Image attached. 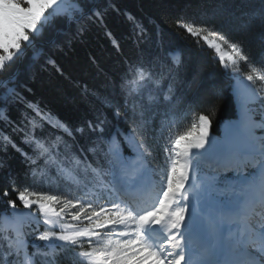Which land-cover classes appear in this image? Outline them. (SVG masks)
Instances as JSON below:
<instances>
[{"label":"snow or ice","instance_id":"obj_1","mask_svg":"<svg viewBox=\"0 0 264 264\" xmlns=\"http://www.w3.org/2000/svg\"><path fill=\"white\" fill-rule=\"evenodd\" d=\"M120 15L132 29L127 54L109 28V19ZM257 18L264 24V0L250 22ZM177 27L206 41L223 72L206 78L190 72L183 49L118 0H0V153H19L30 181L54 170L82 189L75 200L62 198L9 175L0 188V202L11 209L0 213V264H60L65 252L85 243L77 253L84 264H264V135L256 133L264 122L254 118L257 110L264 113V88H257L264 84V61L257 65L211 20L180 19ZM101 30L121 53L122 68L101 72L94 85L77 84L81 115L69 124L36 98L33 84L41 72L62 76L58 57ZM226 90L240 119L225 123L217 138L210 118L217 105L209 100L208 114H197L188 130L161 145L167 167L157 171L165 123L191 114L203 96L223 99ZM7 167L0 156V170ZM228 172L233 176L223 178ZM157 183V198L149 203ZM69 206L78 208L75 221L92 209L85 216L90 226L65 221L61 213ZM57 225V231L48 228Z\"/></svg>","mask_w":264,"mask_h":264},{"label":"trees","instance_id":"obj_2","mask_svg":"<svg viewBox=\"0 0 264 264\" xmlns=\"http://www.w3.org/2000/svg\"><path fill=\"white\" fill-rule=\"evenodd\" d=\"M118 3L126 12L132 13L149 26H156L166 43L183 49L189 71L199 72L202 78L223 71L212 51L206 48L200 39L191 37L177 27V21L180 19L193 22L211 20L216 31L242 43L257 65L264 61V24L260 23L258 18L250 22V17L260 10V0H118ZM109 28L120 40L122 52L130 53L134 47L132 29L124 16L111 17ZM92 58H95L96 64L91 62ZM58 59L64 74L61 76L54 69L41 72L33 88L36 98L47 104L56 115L69 124H76L81 115L77 105V84L87 82L94 85L100 79L101 72L120 71L122 56L111 46L101 30L89 33L82 42H74ZM209 100L215 101L217 105L214 115L210 117L213 120L212 133L215 136L219 135L220 127L224 122L236 119V108L230 91L226 90L221 100H216L211 94L203 96L194 105L191 114L184 112L171 123H165L156 146L155 166H161L164 162L161 145L169 143L176 135L188 130L190 122L197 119V114H208ZM0 156H3L8 164L7 168L0 170V188L7 184L9 175H13L17 184L29 185L37 193L60 195L62 198L73 200L81 195V186L57 178L54 170L41 181H30L26 176L27 168L23 158L11 149L7 154L0 153ZM5 211L8 212L9 208L0 202V213ZM67 222L82 228V223ZM3 227L0 223V230ZM41 228L44 230V226ZM48 228L52 231L59 230V227L48 226ZM81 239L88 240V238ZM87 248L88 244L85 243L83 249L68 250L62 255L60 264H84V259L77 253Z\"/></svg>","mask_w":264,"mask_h":264},{"label":"rangeland","instance_id":"obj_3","mask_svg":"<svg viewBox=\"0 0 264 264\" xmlns=\"http://www.w3.org/2000/svg\"><path fill=\"white\" fill-rule=\"evenodd\" d=\"M209 39H215V37H209ZM200 41L202 42V44H203L206 48H208L209 50L212 51V53L214 54L215 59L218 61V56H219V54L216 53L214 49H212L211 47H209L208 44L206 43V41H204L202 38L200 39ZM223 53H224L225 58H227L228 54H230V49L225 48V49L223 50ZM228 63L230 64L231 62L229 61ZM220 67H221V65H220ZM221 70L223 71V68H222V67H221ZM257 88H258V89H260V88H264V84H262V83H260V82H257ZM261 93H262L261 95L264 96V92H261ZM232 98H233V103H234L235 108H236V119L233 120V121L235 122V121H238V120L240 119L241 113L239 112V111H240V108H239L238 103H236L235 96L232 95ZM252 107L255 108V107H257V105H253ZM238 110H239V111H238ZM238 112H239V113H238ZM254 118H255L256 121L259 120V122H264V113H262L260 110H257V111L254 113ZM229 122H232V121H226V122H224V123L221 125V127H220V133H219V135L216 136L217 138L223 137V135H224V128H223V125H224L225 123H229ZM257 129L259 130V129H261V128H257ZM257 129H256V133H257L258 136H260V135H264L263 132H259ZM211 131H212V129H211ZM261 131H262V130H261ZM163 160H164V162L161 164V166H155L156 169H157V171H159L161 174H163V172L165 171V169H166V167H167L166 159H165V155L163 156ZM249 171L251 172V171H255V170H254V169H250ZM232 176H233V173H231V177H232ZM159 186H160V185H159ZM160 187H161V186H160ZM152 194H153V195H151L150 198L153 199V200L155 201V199L157 198V194H156V192H154V191H152ZM69 199H70V198H69ZM85 199H93V200L95 201V203L98 204V205H103V204L107 203V201H106L105 199L100 198V197H85ZM74 200H75V199H74ZM55 207H56L57 210H60L61 207H62V204H56ZM22 210H23V209H22ZM10 211H11V209H9L8 212H10ZM24 211H27V210H24ZM77 211H78V208H73V207L69 206L68 208L64 209V211L61 213V215H62V217L64 218L65 221H75V220L72 219V215L75 214ZM91 211H92V209H88V210H87V213H90ZM87 213L85 214V216L87 215ZM85 216H82V217H81V221H76L77 223H82V228H83V227L90 226V224H89V222L86 220ZM0 223L2 224V226H4L3 221H0ZM52 227H53V226H52ZM55 227H59V225H57V226H55ZM41 230H43V229L41 228ZM99 231H101L102 234H107L108 229H100ZM113 238L115 239L116 237H113ZM120 239H124V238H120Z\"/></svg>","mask_w":264,"mask_h":264},{"label":"bare ground","instance_id":"obj_4","mask_svg":"<svg viewBox=\"0 0 264 264\" xmlns=\"http://www.w3.org/2000/svg\"><path fill=\"white\" fill-rule=\"evenodd\" d=\"M236 99V98H235ZM236 103H237V101H236ZM239 111V110H238ZM240 112V111H239ZM238 112V113H239ZM258 122H259V120H257ZM258 130V129H257ZM262 130V131H261ZM259 132H263L264 133V128H261V129H259L258 130ZM160 184L159 183H157L156 185H155V192H156V194L159 192V190H160V186H159Z\"/></svg>","mask_w":264,"mask_h":264},{"label":"water","instance_id":"obj_5","mask_svg":"<svg viewBox=\"0 0 264 264\" xmlns=\"http://www.w3.org/2000/svg\"><path fill=\"white\" fill-rule=\"evenodd\" d=\"M232 122H234V121H232Z\"/></svg>","mask_w":264,"mask_h":264}]
</instances>
